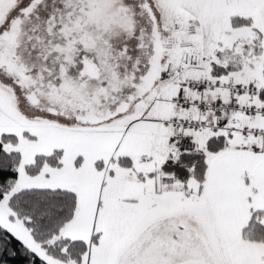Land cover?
Instances as JSON below:
<instances>
[{"label":"snow or ice","instance_id":"6c2138e0","mask_svg":"<svg viewBox=\"0 0 264 264\" xmlns=\"http://www.w3.org/2000/svg\"><path fill=\"white\" fill-rule=\"evenodd\" d=\"M0 264H264V0H0Z\"/></svg>","mask_w":264,"mask_h":264}]
</instances>
